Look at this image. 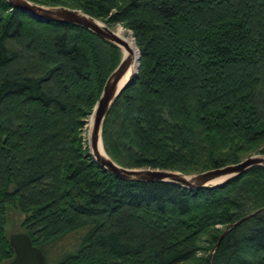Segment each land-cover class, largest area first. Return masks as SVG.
I'll use <instances>...</instances> for the list:
<instances>
[{
    "label": "trees",
    "instance_id": "16d2710c",
    "mask_svg": "<svg viewBox=\"0 0 264 264\" xmlns=\"http://www.w3.org/2000/svg\"><path fill=\"white\" fill-rule=\"evenodd\" d=\"M32 1L131 31L138 72L101 126L117 164L192 174L264 154V0ZM120 58L0 0V264L15 256L11 207L50 264H264L263 167L189 190L118 178L88 154L82 128Z\"/></svg>",
    "mask_w": 264,
    "mask_h": 264
},
{
    "label": "water",
    "instance_id": "95a60500",
    "mask_svg": "<svg viewBox=\"0 0 264 264\" xmlns=\"http://www.w3.org/2000/svg\"><path fill=\"white\" fill-rule=\"evenodd\" d=\"M7 1L13 8L19 9L24 13H28L32 18L40 22L48 23L50 21H54L75 24L92 31L97 36L110 41L119 47L128 49L126 42L106 24L79 9L66 6L44 5L32 0ZM129 63L130 56L122 55L117 67L107 77L102 92L91 114V131L89 136L88 154L92 156L93 161L97 166L121 179L134 181H168L189 190L214 188L240 175L253 166H261L264 168V155L262 154L249 155L237 163L228 164L222 167L194 174H183L179 171L166 169L123 167L113 161L107 154L103 155L97 152L96 145L99 138L101 140V126L103 118L114 99L120 94L123 88L130 83L133 76L137 74L139 68V54L136 72L133 73L128 80L120 84L122 78L127 72ZM218 180L222 181L215 182ZM246 217L248 216L241 218L232 225L240 223ZM9 240L15 251V256L8 264H50L43 250L33 244L28 233H12Z\"/></svg>",
    "mask_w": 264,
    "mask_h": 264
},
{
    "label": "rangeland",
    "instance_id": "374dc122",
    "mask_svg": "<svg viewBox=\"0 0 264 264\" xmlns=\"http://www.w3.org/2000/svg\"><path fill=\"white\" fill-rule=\"evenodd\" d=\"M99 20V19H97ZM100 22L106 24L105 22L99 20ZM107 25V24H106ZM111 30L112 29H116L118 26H120V24H116V25H112V26H109L107 25ZM122 26V25H121ZM123 27V26H122ZM124 28V27H123ZM125 31L133 38L132 34H131V31L130 30H127L126 28H124ZM134 40V38H133ZM135 42V40H134ZM120 48V52H121V58H122V49L121 47ZM138 54H139V51H138ZM120 58V60H121ZM119 60V62H120ZM119 64V63H118ZM117 64V65H118ZM117 67V66H116ZM115 67V68H116ZM114 68V69H115ZM113 69V70H114ZM94 108V107H93ZM93 112V110H92ZM92 114V113H91ZM91 121V115L87 118V121L85 123V125L83 126L82 128V132H81V136L83 138V141L85 143V146L88 147L87 143H86V140L88 141V137H89V129H88V125ZM102 141V140H101ZM89 148V147H88ZM107 154V153H106ZM256 154H259V153H256ZM253 155V154H251ZM261 155V154H260ZM264 155V154H262ZM205 171V170H204ZM194 174V173H192ZM25 219V214L23 212H21L18 208L16 207H11L9 209V214H8V225H7V231L10 234L12 233H17V232H23V227H22V223H23V220ZM225 228V227H224ZM223 228V229H224ZM226 228L224 229V232H225ZM81 232V231H80ZM80 232L76 231V232H73L69 235H66L64 236L62 239L54 242V245L50 246V252H51V256L52 258H57L61 253H63L64 251H68V250H72L74 249L75 247V244L77 242V237L80 235ZM223 232V233H224ZM222 235V234H221ZM7 261H3L2 264H6Z\"/></svg>",
    "mask_w": 264,
    "mask_h": 264
},
{
    "label": "bare ground",
    "instance_id": "6f19581e",
    "mask_svg": "<svg viewBox=\"0 0 264 264\" xmlns=\"http://www.w3.org/2000/svg\"><path fill=\"white\" fill-rule=\"evenodd\" d=\"M121 39H123L127 46H128V49L124 48V47H121L122 49V52H123V56H126V55H129L130 56V63H129V67L127 69V72L126 74L124 75V77L122 78L121 80V83H124L126 80L129 79V77L136 72L137 70V65H138V49H137V46L136 44L134 43V40L133 38L125 31V29L120 25L118 26L115 30L112 29ZM88 129H89V136H90V131H91V121L88 125ZM88 141H89V137H88ZM96 150L97 152H99L100 154H103L105 155L106 152L103 148V145H102V141L98 140L97 142V145H96ZM222 180H218V181H215V182H220Z\"/></svg>",
    "mask_w": 264,
    "mask_h": 264
}]
</instances>
